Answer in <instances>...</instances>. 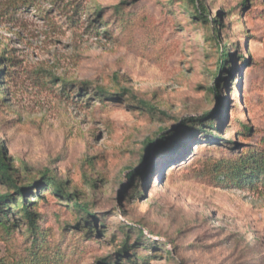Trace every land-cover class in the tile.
<instances>
[{"label": "rangeland", "instance_id": "rangeland-1", "mask_svg": "<svg viewBox=\"0 0 264 264\" xmlns=\"http://www.w3.org/2000/svg\"><path fill=\"white\" fill-rule=\"evenodd\" d=\"M124 1L0 0V145L12 178L25 186L48 169L88 206L77 212L36 184L25 193L47 194L46 264H128L135 247L157 255L149 264H264L263 177L241 188L208 177L219 159L263 148L264 0L244 10V0H200L233 48L220 83L208 29L185 1ZM25 235L0 254L24 256Z\"/></svg>", "mask_w": 264, "mask_h": 264}, {"label": "trees", "instance_id": "trees-1", "mask_svg": "<svg viewBox=\"0 0 264 264\" xmlns=\"http://www.w3.org/2000/svg\"><path fill=\"white\" fill-rule=\"evenodd\" d=\"M186 3L188 9L191 12V17L195 18L205 27L208 29L210 42L213 44L214 49L216 50L217 55V62H216V71L214 72V77H219V83L223 80V75L228 71V65L232 59V45L229 44V41L225 40L223 45L219 44V34L221 33V29L223 27L222 22L220 19H215L213 21L208 20L207 16V8L200 0H182V2ZM132 0H126L121 5H126L131 3ZM248 5V2L244 0L241 3V10H244ZM116 10L123 11V8L117 7ZM100 15V12L97 13ZM235 54V58H236ZM11 62V61H9ZM0 72L4 73V69H1ZM1 75V73H0ZM218 83L217 90L219 91L220 84ZM97 92L100 95H108L111 100H119L122 97V93H107L100 88H96ZM215 91V89H213ZM107 93V94H106ZM143 106V107H142ZM141 107L145 108V110L155 112L153 106H150L147 103H141ZM213 111L211 114H214ZM209 114V115H211ZM210 116H207L208 118ZM193 121V120H192ZM191 121V122H192ZM203 126V125H202ZM209 130L213 131L215 128L214 123L211 121L209 122ZM204 128V126H203ZM216 130V129H215ZM214 130V131H215ZM251 133V130L246 125L242 126V131L240 135L247 136ZM216 140H219L215 137ZM260 143L263 145L261 150H246L241 155L233 157H225L221 158L218 161L214 162L211 165V171L209 172V179H221L220 183H223L227 187H236L241 188L244 185L246 186H253L254 182L259 181L261 177H263L262 182H264V137L260 139ZM158 146L160 149L162 148V141H157ZM157 163L153 160L149 166L147 173L142 174V179L145 181L146 178L148 180L147 175H152L155 172ZM141 173L135 172L132 170L130 173V180L134 181L136 177L140 178L139 176ZM146 182H150L148 180ZM0 182L5 184L12 192H6L0 194V243L8 244L11 240V237L15 235L17 230H21L22 235H25V242L28 246L25 248V254L20 259L15 257H9L0 254V264H46L50 261L47 259L49 256V244H48V236L47 230L41 227L42 223V215L39 214L40 204L44 202L45 195L37 194V188L31 190L30 192L36 194L34 201H26L25 197L27 196L25 193L29 191L34 184L40 187L49 188L50 193L53 195H58L59 197L63 198L66 202L73 203V209L77 212H86L88 211L87 205H81L78 199L73 195L67 192L64 188V182L57 179L55 175H53L48 169L44 172L40 173L38 178L33 179L29 185H16L12 175L10 173V167L6 162L5 158V148L0 145ZM13 210L14 214H16L17 218L13 219V222L9 219V214ZM68 227V226H67ZM76 228H83L78 221L75 224ZM128 232H134L138 234V239L141 240L145 238L148 243L154 246L158 245L148 238V235L145 234L142 229L133 227L131 225L126 227ZM91 233V232H89ZM59 245H57L58 247ZM152 246V245H151ZM123 247V251L128 253L131 251L128 243L126 242ZM150 252H154V249L150 247ZM136 247L134 248L133 253L129 256L132 259H127L128 264H135L136 261H140L141 264H149L151 258L157 255H142L140 256L135 251ZM147 253V252H146ZM53 254H56L54 252ZM107 259L101 260V264H111V261Z\"/></svg>", "mask_w": 264, "mask_h": 264}, {"label": "water", "instance_id": "water-1", "mask_svg": "<svg viewBox=\"0 0 264 264\" xmlns=\"http://www.w3.org/2000/svg\"><path fill=\"white\" fill-rule=\"evenodd\" d=\"M157 141L158 140H156L155 142L157 143ZM156 143H155V145H156ZM152 157H153V155H152V152L149 154V156L147 157V159H146V163H149L151 160H152Z\"/></svg>", "mask_w": 264, "mask_h": 264}]
</instances>
